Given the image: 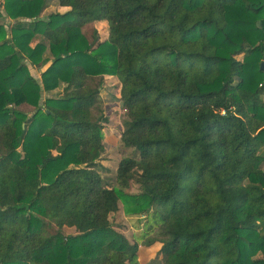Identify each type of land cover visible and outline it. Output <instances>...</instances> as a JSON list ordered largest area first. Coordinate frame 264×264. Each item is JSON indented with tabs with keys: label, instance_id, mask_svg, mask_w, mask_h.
<instances>
[{
	"label": "trees",
	"instance_id": "trees-1",
	"mask_svg": "<svg viewBox=\"0 0 264 264\" xmlns=\"http://www.w3.org/2000/svg\"><path fill=\"white\" fill-rule=\"evenodd\" d=\"M56 1H0V264H140L120 204L162 264H264V0ZM106 77L134 153L116 186Z\"/></svg>",
	"mask_w": 264,
	"mask_h": 264
},
{
	"label": "rangeland",
	"instance_id": "rangeland-1",
	"mask_svg": "<svg viewBox=\"0 0 264 264\" xmlns=\"http://www.w3.org/2000/svg\"><path fill=\"white\" fill-rule=\"evenodd\" d=\"M2 1V0H0ZM66 9L59 8L57 6L56 0H50L49 6L42 12L41 17L46 18L48 15L55 12H65ZM3 19L0 23H3ZM6 22H11L8 20ZM95 31L96 44L101 43L108 37V28L105 23L103 24H93L88 25L83 28V32L91 38V34ZM38 39L35 38L31 46H35ZM242 56H237L241 59ZM30 72L32 76L40 82V72L31 66ZM47 66L43 68L45 70ZM63 87V86H62ZM62 87L50 93L51 96H60L62 93ZM101 98L103 100L102 105L99 110L95 111L96 116L101 113L104 117L108 119V123L105 125L103 130L104 134V151L99 160L100 165L103 170L99 173L101 177L109 186H116L115 176L119 162L126 157H131L134 153L131 150L125 149L120 143V135L123 130V120L125 119V113L119 102V90L118 82L113 77H106L105 83L102 86ZM46 96H43L45 99ZM130 193H138L136 187L132 186ZM111 223L114 229L122 233L131 243H137L139 246V263L140 264H162V257L159 254L160 245L157 243L152 247H145L142 241L145 239L142 231V226L144 224L143 218L128 217L125 215L123 206L119 205V211L111 216ZM66 234H74L73 229H64ZM52 231L47 230V234H51Z\"/></svg>",
	"mask_w": 264,
	"mask_h": 264
},
{
	"label": "water",
	"instance_id": "water-1",
	"mask_svg": "<svg viewBox=\"0 0 264 264\" xmlns=\"http://www.w3.org/2000/svg\"><path fill=\"white\" fill-rule=\"evenodd\" d=\"M260 70L264 73V62L261 64Z\"/></svg>",
	"mask_w": 264,
	"mask_h": 264
},
{
	"label": "crops",
	"instance_id": "crops-1",
	"mask_svg": "<svg viewBox=\"0 0 264 264\" xmlns=\"http://www.w3.org/2000/svg\"><path fill=\"white\" fill-rule=\"evenodd\" d=\"M96 24H100V23H96ZM101 24H103V23H101Z\"/></svg>",
	"mask_w": 264,
	"mask_h": 264
}]
</instances>
